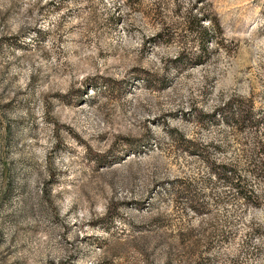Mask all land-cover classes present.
<instances>
[{
	"label": "rangeland",
	"instance_id": "1",
	"mask_svg": "<svg viewBox=\"0 0 264 264\" xmlns=\"http://www.w3.org/2000/svg\"><path fill=\"white\" fill-rule=\"evenodd\" d=\"M262 148L264 0H0V264H264Z\"/></svg>",
	"mask_w": 264,
	"mask_h": 264
},
{
	"label": "trees",
	"instance_id": "2",
	"mask_svg": "<svg viewBox=\"0 0 264 264\" xmlns=\"http://www.w3.org/2000/svg\"><path fill=\"white\" fill-rule=\"evenodd\" d=\"M234 104L237 105L238 111L236 112V118L235 121L236 125L245 123L246 120H251L253 122L254 120L251 117V109L248 105V103H245L244 101L239 100L238 102L235 100ZM245 107V108H244ZM263 150V148H262ZM264 151V150H263ZM213 173L218 176L219 178H222L225 182H231L233 185L238 184V180L240 178L239 174L236 172L235 167H233L231 164H225L221 163L219 165H214ZM245 191L239 190V194L242 195V197L246 198H253V201L258 198V196L251 190L248 189Z\"/></svg>",
	"mask_w": 264,
	"mask_h": 264
}]
</instances>
